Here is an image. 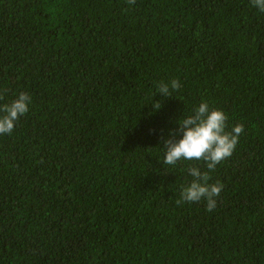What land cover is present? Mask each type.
<instances>
[{"label":"trees","instance_id":"trees-1","mask_svg":"<svg viewBox=\"0 0 264 264\" xmlns=\"http://www.w3.org/2000/svg\"><path fill=\"white\" fill-rule=\"evenodd\" d=\"M180 81L165 98L160 82ZM0 264H264V11L251 0H0ZM152 101H162L153 111ZM203 101L243 124L177 204L162 137Z\"/></svg>","mask_w":264,"mask_h":264},{"label":"clouds","instance_id":"clouds-1","mask_svg":"<svg viewBox=\"0 0 264 264\" xmlns=\"http://www.w3.org/2000/svg\"><path fill=\"white\" fill-rule=\"evenodd\" d=\"M128 3L135 4V0H128ZM251 4L264 11V0H251ZM157 88V92L165 98L172 97L171 91L180 88V81L173 79L170 84L160 82ZM2 99L3 94H0V100ZM31 99L27 92H21L11 103L0 104V135L13 132L16 121L29 111ZM152 103L153 111L162 107V101ZM227 121L228 115L222 109L210 108L209 103L203 101L191 114L179 119L182 138L175 139L176 130L170 131L168 138L162 137L165 149L163 164L175 166L181 160L206 162L207 171H201L198 166L188 167V173L193 179L183 186L177 204L204 199L207 201L208 211L215 208L216 197L220 195L224 185L219 181L209 183L210 172L233 154L244 131L243 124H236L228 130Z\"/></svg>","mask_w":264,"mask_h":264}]
</instances>
